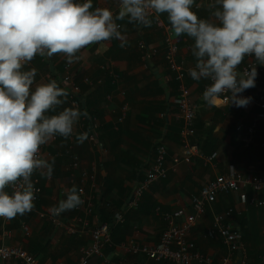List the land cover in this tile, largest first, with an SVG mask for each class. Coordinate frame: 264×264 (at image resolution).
<instances>
[{
    "label": "crops",
    "instance_id": "crops-1",
    "mask_svg": "<svg viewBox=\"0 0 264 264\" xmlns=\"http://www.w3.org/2000/svg\"><path fill=\"white\" fill-rule=\"evenodd\" d=\"M197 2L201 4L197 11L199 17L212 19L207 7L210 2ZM96 7H107L116 14L119 0H93V10ZM150 18L153 19L151 27L129 24L127 19L117 21L124 41L113 39L104 42L103 47L98 44L88 46L78 54L81 59L72 63L73 79L80 88L81 104L84 103L82 110L88 116L81 117L75 126L72 140L55 136L43 146L42 159L48 162L55 160L53 174L51 178H46L37 172L32 177L39 180L42 190L35 213L18 215L11 221L0 218V245L21 247L38 264H77L81 251L91 242L90 232L66 233L41 219L38 213L66 199L64 190L75 186L74 181L82 170L95 175L94 183L101 200L112 206L111 209L102 207L97 219H89L92 227L97 221L113 224L111 246L104 251V257H94L90 264H120L123 257L119 245L129 240L143 247L158 245L166 228L163 215L179 209L192 214V198L199 195L205 185L226 175L232 168L248 176L264 173V123L259 122L252 136L248 133L260 111L259 107L255 106L246 116L241 108L231 103L223 104L220 101L218 106L209 107L202 99L204 87L209 81L197 82L188 75V68L195 63L191 53L194 41L187 36L173 35V43L178 47L176 61L183 67L188 95L196 105L195 136L192 140L198 147L199 156L195 161L185 158L179 137L180 122L177 121L176 73L168 68L164 57L167 49L165 26L170 25L165 22L166 14H162L159 20L162 25L156 24L154 17ZM140 40L159 51L152 58L149 68L141 61L137 48ZM66 63L63 54H56L51 59L37 55L23 70L36 69L35 88L38 84L47 83L48 78L62 76ZM154 70L158 71L160 78ZM114 75L118 76L117 83L113 82ZM248 90L250 96L255 98L257 89ZM120 91L126 95L121 96ZM166 91L170 94L169 102ZM124 104H128V114L119 123ZM68 107L74 108L67 99L56 112L49 115L58 114ZM88 119L93 120V132L86 128ZM85 132L88 139L81 144L76 137ZM91 134L94 140L90 138ZM160 145L167 150L166 166L172 167L175 160L179 164L165 179L154 183L143 196L139 207L132 209L129 202L133 190L150 170L156 148ZM71 154L79 159L80 170L76 172L71 169ZM6 190L11 194V188ZM251 197L250 191L220 194L207 206L204 216L189 228L188 238L213 264H223L227 251L218 235L209 239L207 233L212 229L214 217L229 209L234 214L227 223L240 231L243 239L251 238L243 242L247 264H264V209L250 206ZM259 198L264 201V192ZM118 211L124 215L123 223L112 220V215ZM63 216L75 223L78 215L71 210L63 213ZM182 222L179 219L177 224ZM25 226L30 228L29 235L23 231ZM124 260L127 264H168L134 255ZM2 264L19 263L8 261Z\"/></svg>",
    "mask_w": 264,
    "mask_h": 264
},
{
    "label": "clouds",
    "instance_id": "clouds-1",
    "mask_svg": "<svg viewBox=\"0 0 264 264\" xmlns=\"http://www.w3.org/2000/svg\"><path fill=\"white\" fill-rule=\"evenodd\" d=\"M197 0H119L118 13L96 7L93 0H0V218L11 221L35 208L34 173L51 178L55 160L40 158V149L55 136L71 137L88 113L71 107L58 114L69 93L56 80L33 88L36 69L23 70L37 55L63 54L67 63L81 59L82 49L125 37L117 21L151 27L166 14L170 32L194 41V81H210L202 99L209 107L229 99L237 108L252 97L240 94L256 86L257 65L264 66V0H212V19L200 18ZM254 63L240 69L246 58ZM224 94H230L225 96ZM63 98V99H61ZM79 143L88 133L76 137ZM11 188V194L6 189ZM66 199L51 206L52 217L84 204L83 189L64 190Z\"/></svg>",
    "mask_w": 264,
    "mask_h": 264
},
{
    "label": "built area",
    "instance_id": "built-area-1",
    "mask_svg": "<svg viewBox=\"0 0 264 264\" xmlns=\"http://www.w3.org/2000/svg\"><path fill=\"white\" fill-rule=\"evenodd\" d=\"M210 3L212 0H205ZM77 2H84V0H77ZM199 9L193 8V11L197 12ZM156 24L162 25L156 21ZM167 33L166 44L167 49L165 52V60L168 68L176 73L175 80L178 83V101H177V121L181 123V129L179 133L180 142L184 149L185 158L191 161L199 156L198 147L193 143L195 136L194 120L196 113V105L194 101L189 97L188 91L185 85L186 76L183 71V67L176 61V55L178 53V47L173 43L170 27L165 26ZM91 46V45H90ZM137 48L141 55V61L146 68L150 67V62L153 57L159 54V51L155 48H150L144 40H140L137 44ZM188 50L191 47H187ZM84 50V49H82ZM254 63V60L249 57L242 69L248 67ZM241 69V70H242ZM258 76L256 79L257 93L255 98L252 97L249 105L243 107L242 113L248 115L255 106H258L260 111L257 114L256 119L248 130L250 136L255 132V129L259 122L264 123V67L257 65ZM113 82H118V76L114 75ZM56 80L61 88H64L68 93V101L71 106L79 109L81 105L80 88L74 82L73 79V64L66 63L64 66V72L62 76L58 78L50 79L48 82ZM89 83L88 80L85 81ZM210 81L205 85L204 90L209 86ZM121 96H125L124 91H120ZM230 96V94H224ZM242 97H251L249 90L240 94ZM221 103L230 104L229 99H221ZM234 107V106H233ZM128 104L122 106V112L118 118V122L122 123L128 114ZM94 129V126H93ZM73 135L69 137L72 140ZM92 140L95 139L91 134ZM264 148V144L262 145ZM43 146L40 149V158L43 156ZM167 150L163 145L156 148L155 159L151 165L150 170L145 177L139 181L132 193L129 206L132 209H137L139 204L145 195L149 192L154 183L161 179H165L170 171L176 170L178 160L174 161L172 167L166 166ZM72 164L71 169L73 171L80 170L79 159L76 155L71 154ZM208 160H211V158ZM35 174V173H34ZM33 179V178H32ZM34 185L39 191L36 193L35 205L37 204L41 195V187L39 186V180L33 179ZM95 175L87 170H82L80 175L74 181L75 186L79 189H83L82 199L84 204L76 208L74 211L77 213L75 223H71L66 219L63 214L59 217H52L48 210L39 212L38 215L41 219L48 221L49 223L63 229L69 234H79L81 232H90L91 242L86 246L80 254V258L77 264H90V261L94 257H104V251L111 246V231L112 225L108 223H102L97 221L92 227L89 219L98 217L100 209L102 207L111 209L110 203L103 202L101 200L99 192L96 190ZM13 190H11L12 193ZM244 191H250L252 197L249 199V205L255 208L264 209V201L259 198V195L264 192V173L260 175L248 176L242 172L231 169L226 175L217 177L214 181L205 185L199 195L192 198L193 213H186L184 209H179L172 214L163 215V220L166 223V228L161 234L160 242L153 247H143L134 240L119 245V252L122 255L120 264H127L124 260L127 256H139L156 263H168V264H213L211 259L198 251L196 245L188 238L189 228L200 220L205 212L207 206L211 205L220 194L240 193ZM36 209L30 213H35ZM234 211L229 209L221 215H216L213 219V226L207 233V238H214L218 235L222 241L223 246L227 251V256L223 260V264H247L248 259L246 257L245 248L243 245V236L240 231L235 229L231 224L227 223L228 219L232 218ZM114 223H123L124 215L121 212H115L113 215ZM3 219V218H1ZM182 219L181 224H177V221ZM4 220V219H3ZM5 221V220H4ZM23 231L26 235L30 234V228L25 226ZM8 261H15L19 264H38L24 249L17 246H5L0 245V264Z\"/></svg>",
    "mask_w": 264,
    "mask_h": 264
},
{
    "label": "trees",
    "instance_id": "trees-1",
    "mask_svg": "<svg viewBox=\"0 0 264 264\" xmlns=\"http://www.w3.org/2000/svg\"><path fill=\"white\" fill-rule=\"evenodd\" d=\"M165 22L168 23L167 19L165 20ZM51 75H53V73H51ZM170 105H171V104H169V107H170ZM79 110H80L81 112H83V110H82V104L80 105ZM91 120H92V119H88L87 122H86V128L89 129V132L91 131V129H92L91 132H93V123H92L93 120H92V121H91ZM180 129H181V123H180ZM179 133H180V132H179ZM112 220H113V219H112ZM104 223H107V222H104ZM108 224L112 225V223H108ZM246 240H247V242H248V240H251V238H250V237H247V238L243 239V242L246 241ZM224 248H225V247H224Z\"/></svg>",
    "mask_w": 264,
    "mask_h": 264
},
{
    "label": "water",
    "instance_id": "water-1",
    "mask_svg": "<svg viewBox=\"0 0 264 264\" xmlns=\"http://www.w3.org/2000/svg\"><path fill=\"white\" fill-rule=\"evenodd\" d=\"M155 71V74L158 76V78H160V75L158 74V71L157 70H154ZM169 98H170V94L168 91H166V100L167 102H169ZM84 105V103H82V106ZM239 264V263H237Z\"/></svg>",
    "mask_w": 264,
    "mask_h": 264
}]
</instances>
